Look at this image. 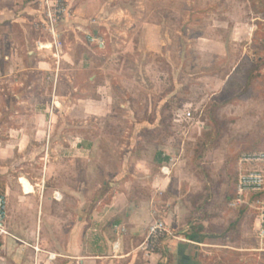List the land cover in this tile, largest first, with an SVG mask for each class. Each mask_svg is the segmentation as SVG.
Returning <instances> with one entry per match:
<instances>
[{
    "label": "rangeland",
    "instance_id": "374dc122",
    "mask_svg": "<svg viewBox=\"0 0 264 264\" xmlns=\"http://www.w3.org/2000/svg\"><path fill=\"white\" fill-rule=\"evenodd\" d=\"M51 2L60 9L57 47L43 0H0L23 25L0 28V124L26 128L22 145L8 148L10 173L36 178L47 165L61 203L74 198V230L119 191L110 185L153 204L152 223L179 210L181 225L153 249L167 264H264L254 212L226 210L238 175L250 169L240 156L264 151V0ZM100 93L109 113L88 115ZM38 109L48 121L35 137L24 114ZM162 159L173 166L160 196L150 181ZM11 245L20 253L0 250V264H27L28 248Z\"/></svg>",
    "mask_w": 264,
    "mask_h": 264
},
{
    "label": "crops",
    "instance_id": "0c3cea01",
    "mask_svg": "<svg viewBox=\"0 0 264 264\" xmlns=\"http://www.w3.org/2000/svg\"><path fill=\"white\" fill-rule=\"evenodd\" d=\"M21 21L16 18L11 7L0 8V28L4 23L22 25ZM5 60L10 59L5 57ZM4 79L6 78H0V82ZM98 95V101L93 99L90 102L100 104V107L97 109L86 107L88 115L109 113L106 104L107 97L103 93ZM16 114L17 116L31 114L30 119L33 121L35 137L44 132L48 121L46 110H27L24 115L18 112ZM10 119L15 121L13 117ZM17 125V127L9 126L4 121L0 124V182L6 180V230L11 236L6 238L0 250L11 248L17 254L20 250L15 249L16 247L11 244H23L28 248L24 251L28 258L27 264H167V258L164 259L155 251L145 250L147 229L152 223L151 217L155 214L152 209L153 204L135 203L130 199L126 186L110 185V189H119V191H114L110 203L97 204L91 211H85L87 212L85 218L78 219L74 230V198L71 196L70 199H66L65 203H61L62 189L54 184H47V181L55 175H52L47 165L40 164L41 169L36 178L31 177L30 174L15 175L14 170L10 173V168L5 165V161L11 157L8 154V148H14L15 144L21 146L25 135L18 140L19 134L26 130L23 123ZM4 131L7 132L6 138H2ZM14 134H18V137ZM27 144H24V147ZM21 180L29 183L32 188L31 193L26 192ZM168 185L169 179L161 174L150 181L151 189L160 196L167 192ZM55 193L61 196V200L55 199ZM181 215L179 210L169 212L164 220L168 232L174 231L181 225ZM107 223H110L108 227ZM114 226L124 227L127 231L119 239V249L116 255H113L111 250L115 240ZM253 226H255V220ZM79 229L80 233H78ZM170 234L173 235L171 232ZM169 242L173 244L172 240ZM35 243L41 251L38 254H35L31 248ZM47 254L54 255L55 259L48 261Z\"/></svg>",
    "mask_w": 264,
    "mask_h": 264
},
{
    "label": "built area",
    "instance_id": "2783aa9c",
    "mask_svg": "<svg viewBox=\"0 0 264 264\" xmlns=\"http://www.w3.org/2000/svg\"><path fill=\"white\" fill-rule=\"evenodd\" d=\"M46 7V21L48 31L53 39V44L57 47V36L55 26L57 23V13H60V9L57 12L51 8V0H43ZM87 41L90 45H95L98 48L104 46V40L99 37L87 34ZM186 119H192V114L187 112L185 114ZM173 160L169 159L167 164L160 168V174L164 177H168L171 173V167L173 166ZM239 164L247 166L250 169L244 170L240 173L237 178L236 194L232 202L228 204L231 209L244 208L248 212H254L255 214V227L257 238L260 244L264 243V201L258 198V195L264 191V173L259 169V165H264V151L245 153L240 156ZM56 200H61V196L58 193L54 194ZM6 218H7V202L4 193L0 192V249L4 245L6 238L11 236L6 230ZM113 233L115 240L112 243V253L116 255L119 249V239L122 235L126 234L127 231L124 227L114 226ZM167 236L172 237L167 229L166 225L161 220H155L147 230V237L145 242V250L153 251L157 246V241L160 238ZM35 254L40 253L37 243L31 247ZM48 261H53L55 256L47 254Z\"/></svg>",
    "mask_w": 264,
    "mask_h": 264
},
{
    "label": "trees",
    "instance_id": "16d2710c",
    "mask_svg": "<svg viewBox=\"0 0 264 264\" xmlns=\"http://www.w3.org/2000/svg\"><path fill=\"white\" fill-rule=\"evenodd\" d=\"M167 162H168L167 159H162V160L159 161L158 165H159V167H162L163 165L167 164ZM104 187L106 188V186H104ZM107 188H108V187H107ZM107 188H106V189H107ZM0 192H1V193H4L3 190H2V191L0 190ZM263 193H264V191H263L261 194L258 195V198L263 199ZM235 194H236V189H235L234 193H233L231 196H229V197L227 198V206H228V204H229L230 202H232V201L234 200V198H235ZM111 198H112V197H111ZM111 198L106 202V204H109V203H110ZM226 210H227V211H234L235 209H231V208H229V207H226ZM253 221H254V217H249V224H250V225H253ZM191 239H192V238H191ZM205 240H206V237L203 236V235L197 236V238H196V241H197V243H199V244H202ZM159 241H160V240L157 241V244L159 243Z\"/></svg>",
    "mask_w": 264,
    "mask_h": 264
},
{
    "label": "bare ground",
    "instance_id": "6f19581e",
    "mask_svg": "<svg viewBox=\"0 0 264 264\" xmlns=\"http://www.w3.org/2000/svg\"><path fill=\"white\" fill-rule=\"evenodd\" d=\"M20 182H21V184L23 185V187H24V189L26 190V192L31 193L32 188H31V186L29 185V183L26 182L25 180H21Z\"/></svg>",
    "mask_w": 264,
    "mask_h": 264
}]
</instances>
